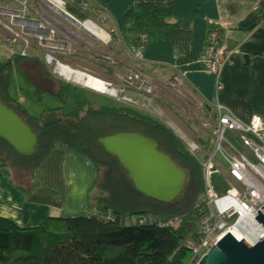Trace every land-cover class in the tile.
Listing matches in <instances>:
<instances>
[{"label": "built area", "instance_id": "obj_1", "mask_svg": "<svg viewBox=\"0 0 264 264\" xmlns=\"http://www.w3.org/2000/svg\"><path fill=\"white\" fill-rule=\"evenodd\" d=\"M206 36L200 63L217 77L230 52L218 44L216 27ZM147 43L145 35L127 41L119 25L109 26L105 9L91 6L90 0H0V44L11 56L39 60L51 78L64 86L114 99L119 106L159 120L197 161L204 217L198 240L184 241L192 258L199 259L227 233L237 242L243 239L254 246L264 236L263 227L254 219L256 210L264 217L260 208H264L260 116L241 121L223 105L208 104L192 92L182 75H165L158 68L142 71L139 64ZM83 64L93 67L95 73ZM178 114L184 120L179 121ZM212 166L226 184L224 193L211 187ZM135 223L177 230L182 219L147 215L137 217Z\"/></svg>", "mask_w": 264, "mask_h": 264}, {"label": "trees", "instance_id": "obj_2", "mask_svg": "<svg viewBox=\"0 0 264 264\" xmlns=\"http://www.w3.org/2000/svg\"><path fill=\"white\" fill-rule=\"evenodd\" d=\"M171 11L170 2L138 0L119 30L127 41L142 35L148 43L173 39L182 31L169 21ZM11 61L19 59L0 62V102L25 122L36 136V144L31 156H21L0 139V175L10 176L14 187L26 194L31 190V172L48 153L54 148L69 149L94 165L92 186L98 194L92 202L87 200L83 214L48 218L37 227L20 228L0 218V264H194L198 256L192 258L184 241L194 243L199 238L204 217L201 171L171 130L132 108L95 107L80 101L73 102L67 113L58 108L39 117L29 116L9 95ZM67 88L60 87L55 93L63 102ZM117 133L138 134L154 141L156 151L184 172V188L172 201L161 203L136 191L125 169L99 143V139ZM10 171H18V177H12ZM147 215L161 220L180 218L182 224L173 230L135 223L137 217Z\"/></svg>", "mask_w": 264, "mask_h": 264}, {"label": "crops", "instance_id": "obj_3", "mask_svg": "<svg viewBox=\"0 0 264 264\" xmlns=\"http://www.w3.org/2000/svg\"><path fill=\"white\" fill-rule=\"evenodd\" d=\"M137 1L90 0V5L102 6L109 26L114 27ZM142 1L170 2L169 21L178 24L182 33L173 39L147 43L139 68L182 75L189 89L208 104L219 103L244 122L258 115L264 127V0ZM211 25L216 27L218 44L230 52L217 77L200 63ZM83 66L95 73L90 65ZM217 84H221L220 90ZM95 176L94 165L87 157L74 150L54 148L31 172L28 193L21 194L10 176L0 175V218L30 228L43 225L48 218L83 214L87 200L92 202L98 194L92 186Z\"/></svg>", "mask_w": 264, "mask_h": 264}, {"label": "water", "instance_id": "obj_4", "mask_svg": "<svg viewBox=\"0 0 264 264\" xmlns=\"http://www.w3.org/2000/svg\"><path fill=\"white\" fill-rule=\"evenodd\" d=\"M0 139L21 156H31L34 152L35 134L1 102ZM99 143L125 169L137 192L166 204L183 190L184 172L156 151L154 141L138 134L117 133L99 139ZM256 212L254 219L264 229V217ZM195 264H264V236L254 246H249L243 239L237 242L227 233Z\"/></svg>", "mask_w": 264, "mask_h": 264}, {"label": "rangeland", "instance_id": "obj_5", "mask_svg": "<svg viewBox=\"0 0 264 264\" xmlns=\"http://www.w3.org/2000/svg\"><path fill=\"white\" fill-rule=\"evenodd\" d=\"M12 57L7 48L0 44V62L12 60ZM8 83V91L11 98L19 102L26 113L32 117H39L46 111L58 108L62 113H67L71 110L75 101L90 103L95 107L110 108L119 106L114 99L97 95L72 85H69L65 92L66 100L64 102L61 101L55 93L60 87H65V83L51 79L46 75V67L39 60L29 57L22 58L17 62L11 61L8 70ZM10 172L12 177L16 178L19 175L18 171ZM210 181L211 187L215 192L218 194L226 192V184L214 166L211 168Z\"/></svg>", "mask_w": 264, "mask_h": 264}, {"label": "bare ground", "instance_id": "obj_6", "mask_svg": "<svg viewBox=\"0 0 264 264\" xmlns=\"http://www.w3.org/2000/svg\"><path fill=\"white\" fill-rule=\"evenodd\" d=\"M177 118H179L180 120L179 121H181V120H184L183 118H182V116L181 115H179L178 114V117ZM179 121H176V122H179ZM170 125H172V124H170ZM173 126V125H172ZM173 128H175V127H173Z\"/></svg>", "mask_w": 264, "mask_h": 264}, {"label": "clouds", "instance_id": "obj_7", "mask_svg": "<svg viewBox=\"0 0 264 264\" xmlns=\"http://www.w3.org/2000/svg\"><path fill=\"white\" fill-rule=\"evenodd\" d=\"M15 58V56L14 57H12V59H14ZM18 57H16V59H17ZM19 60L20 59H22V58H18ZM46 74L51 78V76L46 72ZM52 79V78H51ZM68 87V86H67ZM165 125V124H164ZM166 126V125H165ZM169 128V127H168ZM170 129V128H169Z\"/></svg>", "mask_w": 264, "mask_h": 264}]
</instances>
